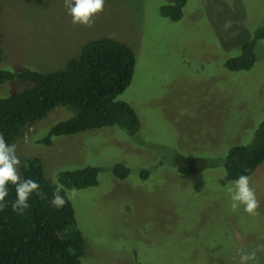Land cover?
<instances>
[{
  "label": "rangeland",
  "instance_id": "obj_1",
  "mask_svg": "<svg viewBox=\"0 0 264 264\" xmlns=\"http://www.w3.org/2000/svg\"><path fill=\"white\" fill-rule=\"evenodd\" d=\"M174 0H105L91 27L73 24L64 0H0L1 68L63 69L92 39L111 37L136 55L131 84L119 96L141 120L130 136L120 127L88 129L40 142L73 115L58 107L14 141L18 172L40 157L45 175L100 168L99 184L68 190L85 242L82 264H264V162L249 176L257 214L231 208L232 181L222 164L183 175L177 152L218 161L249 144L264 120V38L249 70L231 71L230 57L264 28V0H188L174 20L161 9ZM29 83H0V97ZM130 167L128 177L113 172ZM150 174L142 178L141 171Z\"/></svg>",
  "mask_w": 264,
  "mask_h": 264
},
{
  "label": "trees",
  "instance_id": "obj_2",
  "mask_svg": "<svg viewBox=\"0 0 264 264\" xmlns=\"http://www.w3.org/2000/svg\"><path fill=\"white\" fill-rule=\"evenodd\" d=\"M187 1L174 0L163 6L162 15L180 19ZM1 11L0 4V14ZM1 32L0 24V36ZM261 38H264V28L244 44L239 55L227 59L226 67L231 71L251 69L257 59L255 45ZM2 56L0 45V64ZM135 68L132 47L111 37L87 41L79 56L70 58L63 69L15 72L0 66V83L14 79L29 83L19 92L0 97V135L6 143L13 144L30 126L63 107L73 115L52 125L40 142L50 145L53 136L115 126L132 137L141 129V120L136 109L119 96L131 84ZM263 162L264 120L251 143L233 145L221 161L181 152L173 159L174 167L183 175L197 174L222 164L229 180L240 175L251 176ZM21 169L22 179L38 182L40 194L34 192L29 196L28 208L14 210L16 188L8 185L5 206L0 210V264H82L86 242L77 226L76 211L67 191L98 185L100 168L88 165L60 171L57 180L64 186L60 195L66 202L59 208L50 203L56 184L45 175L41 158H26ZM112 170L121 179L131 172L124 163H116ZM149 174L148 169L141 171L142 178Z\"/></svg>",
  "mask_w": 264,
  "mask_h": 264
},
{
  "label": "clouds",
  "instance_id": "obj_3",
  "mask_svg": "<svg viewBox=\"0 0 264 264\" xmlns=\"http://www.w3.org/2000/svg\"><path fill=\"white\" fill-rule=\"evenodd\" d=\"M64 3L73 24L91 27L93 17L103 11L105 0H64ZM19 165L20 161L15 154V145L6 143L4 137L0 135V210H3L5 206L9 184L15 185L16 188L17 198L12 203L14 210L22 211L28 208L29 196L34 192L40 194L37 181L21 178V174L18 172ZM249 181L248 175H240L231 182L233 186L228 189L232 201L231 208L236 210L240 205H243L245 212L256 215L259 202ZM53 182L56 184V188L50 203L59 208L66 202L65 198L60 195L61 191H64V186L56 179Z\"/></svg>",
  "mask_w": 264,
  "mask_h": 264
}]
</instances>
